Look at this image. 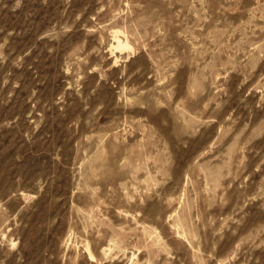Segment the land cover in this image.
Wrapping results in <instances>:
<instances>
[{
    "label": "rangeland",
    "instance_id": "374dc122",
    "mask_svg": "<svg viewBox=\"0 0 264 264\" xmlns=\"http://www.w3.org/2000/svg\"><path fill=\"white\" fill-rule=\"evenodd\" d=\"M0 264H264V0H0Z\"/></svg>",
    "mask_w": 264,
    "mask_h": 264
},
{
    "label": "bare ground",
    "instance_id": "6f19581e",
    "mask_svg": "<svg viewBox=\"0 0 264 264\" xmlns=\"http://www.w3.org/2000/svg\"><path fill=\"white\" fill-rule=\"evenodd\" d=\"M119 43H120V41H119ZM123 45H127V43H126V42H124V43H123Z\"/></svg>",
    "mask_w": 264,
    "mask_h": 264
}]
</instances>
